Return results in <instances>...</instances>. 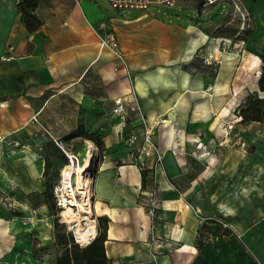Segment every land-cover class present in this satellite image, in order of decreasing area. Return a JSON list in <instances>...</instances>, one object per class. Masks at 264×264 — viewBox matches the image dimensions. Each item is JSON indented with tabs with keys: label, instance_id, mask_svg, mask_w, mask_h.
Returning a JSON list of instances; mask_svg holds the SVG:
<instances>
[{
	"label": "crops",
	"instance_id": "obj_1",
	"mask_svg": "<svg viewBox=\"0 0 264 264\" xmlns=\"http://www.w3.org/2000/svg\"><path fill=\"white\" fill-rule=\"evenodd\" d=\"M18 1L0 0V134H25L40 126L43 133L44 126L67 144L66 136L79 124L87 132L101 133L105 155L92 180L91 208L96 217H108L104 245L111 262L264 264V138L235 125L244 132L250 156L238 144L229 141L218 147L213 141L241 94L252 88L264 97L257 84L260 64L258 71L249 64L239 77L232 56L218 64L213 53L222 54L219 38L208 40L207 34L189 29L196 14L179 11L172 20L156 16L152 10L159 7L127 15L106 0H40L33 13L42 24L30 32ZM101 20L127 56L130 79L148 120L165 119L153 135L163 152V169H155L151 161L144 178L128 159L124 142L114 139L121 125L114 137L106 132L104 121L111 116L114 99L127 92L129 79L123 69L115 70V55L100 46L96 29ZM254 48L251 57L264 58ZM231 84L233 93L225 95ZM56 104L59 112L49 118L47 110ZM36 111L38 122L31 119ZM258 124L264 128L259 120L247 127ZM23 162L0 158V180L7 178L9 185L21 179L28 185ZM33 168L39 175V168ZM147 194L158 201L155 221L142 205ZM9 221L0 216L2 227ZM203 222L210 227L208 239H200ZM151 231L164 246H174L170 253L166 247H153ZM0 236L8 238L1 231ZM10 246V241L0 242V261L8 258Z\"/></svg>",
	"mask_w": 264,
	"mask_h": 264
},
{
	"label": "rangeland",
	"instance_id": "obj_2",
	"mask_svg": "<svg viewBox=\"0 0 264 264\" xmlns=\"http://www.w3.org/2000/svg\"><path fill=\"white\" fill-rule=\"evenodd\" d=\"M154 9L152 11L155 12L156 16L164 19L173 20L175 13L179 11L198 15L194 26L189 29H194L198 33L203 32L207 34L209 36L208 40H210L211 37L219 38L218 47L220 46L219 48L222 54L219 52L213 53L219 60L218 64L228 62L229 57L227 56L230 55L232 56L231 62L234 66L236 65L238 67V77L240 73L246 71L249 64H252L253 68L257 69L256 71H258V66L260 64L261 72L262 63H264L262 60H264V58L261 59L258 54H254L251 57V54L255 53V43L251 42V40L256 38L255 31L258 16L264 18V0H248V2L245 0H178L173 7L162 6L159 7L158 10L157 8ZM256 10L259 11L258 14H256ZM122 13L133 15L137 14L138 11L122 10ZM178 21H183V19H178ZM199 51L200 50L197 49L195 52L197 55L195 57L198 60L200 59ZM178 68L180 70L183 69L181 64H179ZM250 70H253L252 72L254 75V69L250 68ZM258 77L259 76H257V79ZM226 88L225 95L233 93L232 84L230 88L227 86ZM251 89L248 90V93L245 92V94H241L243 98L234 110H232V113H237L236 108L238 106L241 107L246 103L252 102L254 97H261L259 96L260 92L257 90L251 91ZM141 104L143 105L142 101ZM260 106L262 105L260 104ZM59 108V104H56L54 109L51 107L47 110V116L49 118L53 117L55 113L59 112ZM110 114L111 116L104 121V124L109 126V129H106L107 134L111 137L116 136V129L121 125L120 131H118L119 137H115L114 139L116 142H124L128 159L137 164L141 171L142 178H144L146 171L151 169V157L146 158L144 160L146 161L145 164L142 165L139 158H134L135 155L139 153V150H136V146L129 148L125 143V137L130 129L141 132V123H128L126 121L123 124L116 119L117 116L112 111ZM231 116L230 114L225 118L223 117V122L226 118H231ZM251 121L254 120L241 121L237 123V126L240 130H243V128L251 129L254 137L264 138V128H262V124H258L260 125L258 128L252 129L250 126L247 127V124ZM149 122H152V120H149ZM260 122L264 123V120ZM155 128L154 133H156L155 130L157 129ZM41 132V126L36 130L30 127L29 130H26L25 134L19 133L9 135L5 141H2L3 146L0 147V158L14 161V163L17 161H24V169L28 171L29 175V178L23 177L24 181L25 179L29 181L28 185H23L21 179H19L18 182H10V186L7 185V178L0 180V216L10 220L9 223L4 224V227L0 225V231L3 233L5 232L8 237L5 239L0 236V242L7 240L12 243L8 258L4 261L1 260L0 264H55L56 257L64 252L66 247L65 244L69 245L71 240L79 246L85 245L77 241L71 225L62 215V210L64 208L60 205V195L57 192V185H60V170L63 163H68V157L47 132ZM243 133V131H240L241 135ZM95 135L101 138V133H95ZM66 138L68 143L61 142V144L66 151L73 152L77 155L78 162L76 161V164H79V161L83 162V158L88 151H90L91 164L84 174L92 186V180H94L97 170L99 169L98 163L105 155L104 145L102 149H99L95 142L83 135L70 136L68 134ZM89 140L93 142L92 146ZM141 144L142 139L137 143V146L141 147ZM212 149L210 150L212 151ZM243 150L250 156L245 147ZM131 152L134 153V157L129 155ZM213 152L219 153V151ZM32 156H34V159ZM45 161L48 166L43 173ZM33 166L39 168V175L34 170ZM21 167V164L19 168L17 167L19 174L21 173ZM162 169L163 166L161 164L158 170ZM0 171L2 172L1 166ZM75 176L74 174L72 179L73 184H75L76 181ZM147 196H149L148 199L153 198L149 194H147ZM148 199L144 197L142 201V205L145 209ZM73 208L77 209L76 206H73ZM91 215L95 219L96 229L99 222L101 226L104 225L105 222L102 220L99 221L95 213ZM153 225L155 227V222L151 223V228H153ZM209 228L208 223L203 222L201 224L200 231L202 237L200 239L209 238ZM152 235H154V232L151 231L150 238L156 250L166 247L167 253L172 251L174 248L172 244L168 247L166 244L164 246L163 243L157 246L153 241Z\"/></svg>",
	"mask_w": 264,
	"mask_h": 264
},
{
	"label": "built area",
	"instance_id": "obj_3",
	"mask_svg": "<svg viewBox=\"0 0 264 264\" xmlns=\"http://www.w3.org/2000/svg\"><path fill=\"white\" fill-rule=\"evenodd\" d=\"M108 4L115 10H138L142 12H148L151 8L154 7H173L178 0H106ZM97 36L99 38V43L102 48H105L111 51L116 59L117 64L115 65V70L123 69L129 79V87L127 92L123 95L114 99L113 106L111 111L119 118V120L124 124L127 122H132L134 120L141 123L142 130L138 132L134 129H130L125 137V143L129 148L136 146V150H139V153L135 155L131 152L129 155L132 157L139 158L142 165L145 164L144 161L146 158H150L153 162L155 169L161 167L163 161V152L159 149L158 145L153 139L154 128L160 123H164L163 119L157 116L152 122H149L143 105L141 104L140 98L137 94L134 83L130 79L131 70L129 67L127 56L121 47L119 40L117 39L114 32L108 30L107 23L105 20H101L98 28L96 29ZM7 59L10 56L6 57ZM38 114L36 111L33 113L31 119L34 122H38ZM242 121V116L237 112L233 113L231 118H226L221 125V134L218 136L213 135V141L217 144L218 147L223 146L224 144L233 142L240 146H245L246 141L242 138L240 132L236 130L235 125ZM42 129L47 132L54 142L66 153L68 159L71 157L67 151L63 148L59 137L52 134L46 127L42 126ZM8 135L0 134V141H5ZM142 139L141 147L137 146V143ZM205 147V145H204ZM77 160V157L74 156ZM158 207V201L154 198H150L146 201V211L147 215L152 221L158 219L156 209ZM197 211H200L198 207H195ZM155 229L153 225V230ZM154 243L157 246L161 245L163 241L152 235Z\"/></svg>",
	"mask_w": 264,
	"mask_h": 264
},
{
	"label": "trees",
	"instance_id": "obj_4",
	"mask_svg": "<svg viewBox=\"0 0 264 264\" xmlns=\"http://www.w3.org/2000/svg\"><path fill=\"white\" fill-rule=\"evenodd\" d=\"M40 0H19L17 10L20 13L21 19L30 32L38 29L42 22L34 15L33 10ZM264 61V60H262ZM258 88L264 91V63L257 79ZM260 104L262 106H260ZM258 106V107H257ZM237 112L242 116V121L264 120V97H254L252 102L244 104L236 108ZM70 136L83 135L91 139L102 149L103 142L95 133L87 132L82 125H78L75 131L69 133ZM67 162L63 163L66 164ZM48 164L45 161L43 173L46 171ZM99 221L105 222L101 226L100 222L97 225L98 232L84 246H79L77 243L70 241V244H65L64 252L56 257L55 264H112L110 258L105 251L104 241L106 240V223L108 217L106 215L97 216Z\"/></svg>",
	"mask_w": 264,
	"mask_h": 264
},
{
	"label": "bare ground",
	"instance_id": "obj_5",
	"mask_svg": "<svg viewBox=\"0 0 264 264\" xmlns=\"http://www.w3.org/2000/svg\"><path fill=\"white\" fill-rule=\"evenodd\" d=\"M258 14V10L255 11ZM256 26V38L251 40L258 46L260 55L264 54V18L258 16ZM165 121L164 118H162ZM244 147V146H240ZM71 159L64 164L60 172V185H57V192L60 195V205L64 208L62 215L71 225L77 241L81 244H87L91 238L96 235L95 219L91 215V196L92 186L90 181L85 177V172L91 164V153L88 151L80 164L74 156V153L67 151ZM75 163H74V161ZM77 161V162H76ZM75 176V184H73V175ZM98 205V204H97ZM76 206L77 209L73 208ZM98 207V206H97Z\"/></svg>",
	"mask_w": 264,
	"mask_h": 264
},
{
	"label": "water",
	"instance_id": "obj_6",
	"mask_svg": "<svg viewBox=\"0 0 264 264\" xmlns=\"http://www.w3.org/2000/svg\"><path fill=\"white\" fill-rule=\"evenodd\" d=\"M185 66V65H184Z\"/></svg>",
	"mask_w": 264,
	"mask_h": 264
}]
</instances>
